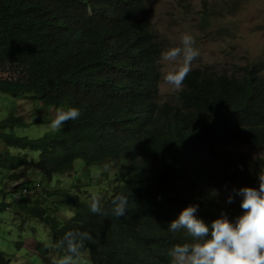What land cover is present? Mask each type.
Masks as SVG:
<instances>
[{
  "label": "trees",
  "instance_id": "16d2710c",
  "mask_svg": "<svg viewBox=\"0 0 264 264\" xmlns=\"http://www.w3.org/2000/svg\"><path fill=\"white\" fill-rule=\"evenodd\" d=\"M154 1L0 0V92L37 101L52 110L51 121L70 108L81 113L39 138L15 133L27 126L21 115L0 121L7 147L0 153L1 180L13 185L10 193L4 194V183L0 189V235L4 214L21 212L44 224L51 245L37 240L36 261L54 264L51 254H65L56 242L79 230L93 240L74 260L171 264L168 250L191 242L183 231L168 230L184 208L198 205L196 216L206 224L222 213L232 223L243 214L239 197L222 205L204 188L259 187L264 158L217 148L246 143L264 149V64L234 73L192 68L183 88L163 103L167 46L153 22ZM79 160L118 168L117 185L101 200L107 215L91 213V202L51 186ZM22 187L28 194L16 198ZM116 195L128 198L123 217L111 213ZM62 209L72 214L69 221L57 216ZM15 246L24 249L26 240ZM13 260L0 250V264Z\"/></svg>",
  "mask_w": 264,
  "mask_h": 264
},
{
  "label": "rangeland",
  "instance_id": "374dc122",
  "mask_svg": "<svg viewBox=\"0 0 264 264\" xmlns=\"http://www.w3.org/2000/svg\"><path fill=\"white\" fill-rule=\"evenodd\" d=\"M236 2V0H156L153 3V22L166 43L167 50L181 46L182 37L186 34L194 37L196 41L194 48L200 55L193 60L192 68L209 66L217 72L234 73L236 67L252 65L255 62L264 64V0H239L237 9L230 12ZM175 67L178 65L161 60L160 96L163 103L169 102L171 97L179 92L164 82V75ZM51 112V109L43 108L37 101L16 98L0 92V121L10 113H16L27 123L25 128L15 130L19 136L39 138L44 133L53 131L50 127L51 118L48 116ZM39 118L44 121L38 122ZM6 149V145L0 142V153ZM217 149L248 153L252 161L258 157L264 158V149L252 144L233 143ZM117 172L118 168L113 164L86 167L84 162L79 160L75 170L54 178L51 186L56 188L55 190L71 191L82 201L91 202L93 195L98 196L101 201L103 196L117 185ZM27 174L31 176L30 172ZM2 183L4 194L12 192L13 185L10 179L8 182L5 179L1 180L0 175V189ZM24 190L25 188H20L16 196L24 194ZM204 190L206 192L216 190L218 202L229 205L226 201L233 189L206 187ZM37 194H43V185ZM235 201L236 197L232 203ZM4 215L2 219L6 225L0 235V250L5 252L9 259L14 258L12 264H45L44 261H36L32 253L35 252L37 240L51 245L49 229L38 221L31 222L21 212H13L6 218ZM57 216L63 221L72 218V214L64 209L60 210ZM16 226H22L24 232L19 234ZM19 239L26 240L24 249L16 248L15 244ZM51 258L53 261L56 260L54 264H58L60 256L53 253ZM87 262L88 257L84 255L74 260L73 264Z\"/></svg>",
  "mask_w": 264,
  "mask_h": 264
},
{
  "label": "clouds",
  "instance_id": "9594fccd",
  "mask_svg": "<svg viewBox=\"0 0 264 264\" xmlns=\"http://www.w3.org/2000/svg\"><path fill=\"white\" fill-rule=\"evenodd\" d=\"M196 41L191 35H184L181 46L173 47L161 54L162 60L178 65L164 75V82L175 91L183 88L184 80L192 69V62L200 53L194 48ZM81 115L77 108L59 111L50 127L60 130L69 120H76ZM258 188L242 187L233 189L227 198L232 203L240 198L242 215L229 222L223 213L211 224L197 218L198 205L184 208L178 217L168 225L170 232L183 231L190 243L177 244L168 250L171 264H264V171L258 174ZM18 195L19 193L16 192ZM28 194L24 190V194ZM212 196L218 195L212 190ZM21 196V195H20ZM19 196V197H20ZM16 196V198H19ZM112 215L123 217L127 212L128 198L116 195L111 201ZM89 211L93 214L107 215L98 196L91 197ZM93 237L88 232L68 231L56 242V248L65 254L58 264H73L81 253L85 242Z\"/></svg>",
  "mask_w": 264,
  "mask_h": 264
}]
</instances>
